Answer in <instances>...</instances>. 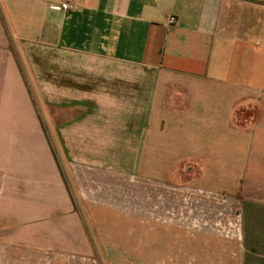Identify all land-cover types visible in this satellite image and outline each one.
<instances>
[{
  "label": "crops",
  "instance_id": "1",
  "mask_svg": "<svg viewBox=\"0 0 264 264\" xmlns=\"http://www.w3.org/2000/svg\"><path fill=\"white\" fill-rule=\"evenodd\" d=\"M13 44L81 61L33 98ZM125 178L151 222L105 223L151 228V262L238 256L237 201L264 203V0H0V264L138 256L87 236L68 184L103 204Z\"/></svg>",
  "mask_w": 264,
  "mask_h": 264
},
{
  "label": "rangeland",
  "instance_id": "2",
  "mask_svg": "<svg viewBox=\"0 0 264 264\" xmlns=\"http://www.w3.org/2000/svg\"><path fill=\"white\" fill-rule=\"evenodd\" d=\"M13 49L15 50L16 56L18 58V62L21 65L23 70L25 80L27 81L29 88L31 90V94L33 98H36L35 92V83L36 80L40 79H50L51 77V61L56 57H64L73 61H81L78 57H70L69 55H62L61 53H57L53 50H37L35 48L26 47L27 51L23 50V52H18L17 45L13 44ZM35 105L37 104L34 101ZM39 104V105H38ZM37 104V108L41 110L40 103ZM46 105H50L45 102ZM43 119V123L45 124V119ZM49 143H52L50 132L47 133ZM142 162V160H141ZM141 172H148L146 166H141ZM151 172V170H150ZM69 188L73 194V200L75 203V208L79 212L81 223L85 229V233L89 238L93 240V242L97 243L100 238H104L108 241L111 239H118L120 243L124 245V247L128 249H134L138 256H135L130 261H122L121 259H112L108 261L103 260L97 261V264H264V203H257L252 201H237L236 204L237 212L239 213L240 223H238L239 233L241 235V246L238 247L240 253L233 262L222 261V262H198L193 259L190 260V254L185 255L182 261L179 260H167L161 262H151V228H146L142 225H136L131 227L124 228H115L109 229L107 225V221L115 218L122 217L131 219L133 217L135 221H140L143 223L151 222L150 218H147L146 215L142 214H131L126 213L127 206L135 205L137 210L142 209V207H146L148 205V190H151V185L148 187L146 181H142L141 179H135L133 181H129L128 179H124L122 181V187L119 185L118 187L113 184L112 188H117L118 190H123L124 196L123 198H118V200L108 199V203L104 202L103 204H97L93 202H89V205L85 204L79 196L77 197V193H74V187L71 182L68 183ZM72 184V185H71ZM127 191L139 192L140 197H129ZM110 200V201H109ZM123 200L126 207L121 209L120 201ZM118 201V202H116ZM103 207L104 211L108 212V210L112 213L109 215V219L107 218L106 212L100 214L99 210ZM131 208V207H130ZM128 208V210L130 209ZM108 209V210H106ZM92 211V212H90ZM123 213V214H122ZM223 213L221 214V218L223 217ZM111 221V220H110ZM240 224V225H239ZM128 225V224H127ZM223 232V231H222ZM224 233V232H223ZM111 242V241H110ZM224 247V246H223ZM226 250L233 249V247L225 246ZM110 254V251H109ZM112 258V256H109ZM114 258V257H113ZM121 258V257H119Z\"/></svg>",
  "mask_w": 264,
  "mask_h": 264
},
{
  "label": "built area",
  "instance_id": "3",
  "mask_svg": "<svg viewBox=\"0 0 264 264\" xmlns=\"http://www.w3.org/2000/svg\"><path fill=\"white\" fill-rule=\"evenodd\" d=\"M62 8H63V9H68V8H69V6L62 5Z\"/></svg>",
  "mask_w": 264,
  "mask_h": 264
}]
</instances>
